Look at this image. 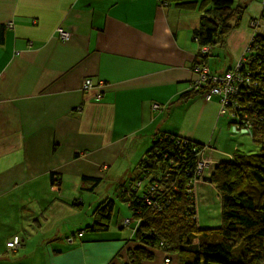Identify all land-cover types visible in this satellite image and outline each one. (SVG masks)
I'll use <instances>...</instances> for the list:
<instances>
[{
  "label": "crops",
  "instance_id": "0c3cea01",
  "mask_svg": "<svg viewBox=\"0 0 264 264\" xmlns=\"http://www.w3.org/2000/svg\"><path fill=\"white\" fill-rule=\"evenodd\" d=\"M235 1L240 25L217 46L236 59L264 3ZM195 2L197 12L209 4ZM186 7L183 0H0V264H128V232L117 221L115 232H88L92 212L81 210L82 199L79 209L72 204L77 188L99 179L93 211L107 196L106 167L118 160L130 171L160 133L214 147L203 151L217 163L254 150L246 138L227 151L233 128L216 102L182 98L200 63L191 38L199 15ZM15 236L21 244L6 248Z\"/></svg>",
  "mask_w": 264,
  "mask_h": 264
},
{
  "label": "trees",
  "instance_id": "16d2710c",
  "mask_svg": "<svg viewBox=\"0 0 264 264\" xmlns=\"http://www.w3.org/2000/svg\"><path fill=\"white\" fill-rule=\"evenodd\" d=\"M183 1L189 11L196 6L195 0ZM162 3L167 6L169 1ZM199 8V24L191 38L199 46L200 57L196 63L201 65L194 66L199 65L200 69L205 65L214 75L207 60L213 56L217 44H223L228 33L238 26L242 8L235 0H209L205 11L203 6L198 11ZM204 47L210 49L209 53L202 52ZM247 55V60L240 61L238 68L237 62L217 58L215 64L224 65L221 67L233 74V80L227 92L208 99L218 104V117L232 124V131H244L246 138L254 143V150L237 153L231 162L219 163L210 178L205 179L204 184L212 186L219 199L218 227H198L199 185H193L200 177L196 171L198 161L191 153V142L185 145L186 138L160 133L142 148L141 158L127 174L120 169L118 160L104 170L111 178L103 181L108 185L107 196L91 211L93 222L85 230L104 236L110 228L117 196V227L128 232L123 250L128 264H264V29ZM212 87L209 81L196 87L191 82L192 89L182 98L204 97ZM232 88L236 95L229 93ZM226 98L227 110L220 113ZM156 106L152 108L159 107ZM198 144L195 145L201 151L203 144ZM57 181L56 176L52 177V184ZM99 181L90 180V186L81 191L93 192ZM80 199L77 197L72 204L77 209L82 207ZM15 238L19 241L18 247L19 237L9 242ZM66 241L71 242L72 236Z\"/></svg>",
  "mask_w": 264,
  "mask_h": 264
},
{
  "label": "rangeland",
  "instance_id": "374dc122",
  "mask_svg": "<svg viewBox=\"0 0 264 264\" xmlns=\"http://www.w3.org/2000/svg\"><path fill=\"white\" fill-rule=\"evenodd\" d=\"M259 3H264V1L263 0L259 1ZM193 10L195 13H198V14L200 13V12H197L196 9H191L190 11L193 12ZM239 25H240V22H239L238 26ZM249 26L251 28L250 29L251 37H250V40H249L248 44L246 45V47H245V49L241 55H239L235 59L233 57L234 52L232 54L230 49L228 48V46H227L228 49H226V50H223V48L217 46L216 48L213 49V56L208 58V60H207V66L208 67L210 66L212 69V70L211 69L210 70L212 72H214L216 75H219L222 77L223 85L228 84L230 82L229 72L227 70L221 69V66H224V65L217 66V65H213V63H217V58H220V59L224 58V59L229 60L231 55H232L233 60L235 62H237L236 68H238L240 61H246L247 60V58H248L247 52H249V50L253 47V45L255 43V39L260 36L262 30L264 29V19L262 17H259L256 19L255 18L251 19L249 22ZM227 39H228V36L225 37L224 44L226 43ZM204 52L209 53V49L206 51L204 50ZM199 65H201V64H199ZM199 65H195L193 67L194 78H193L192 82H194V84H196V85H199V83H195L196 81H198V77L201 78L199 76V70H196V68H198ZM225 66H227V65H225ZM204 67H206V66L204 65ZM228 109H230V108L228 107ZM226 110H227V108H226V106H224L223 109L220 111V113H223ZM204 117L206 118L208 116H204ZM205 118L202 119V123H199V126L201 128H203L204 126L207 127V122L205 121ZM261 122H263V119L261 120ZM229 126L233 127L232 124H230ZM194 130L198 131V128L194 127ZM244 134H246V133L242 130H238V131L233 130L230 134V138L228 139L229 148L227 151H229L230 153L233 152V145H235L234 142L236 143V141H238V139H240L241 141L246 140V136ZM228 137H229V133L226 134V138H228ZM186 139L190 142H194L195 144L197 143L196 141H193L191 139H188V138H186ZM218 141H220V137H219ZM247 141L251 142L249 138H247ZM252 144H254V143H252ZM238 146L239 145L237 143L235 148L237 149ZM221 147H223V146H221ZM244 151H247V150L245 149ZM207 152H210V151H207ZM195 159L199 162L198 163V170H199V176H201V177H202V174H204L209 179L210 176L215 172V170L219 166L218 165L219 163H217V161L214 160V157H212L211 154L207 155L205 152L203 153L202 158H195ZM199 184H204V182H201ZM57 185L58 184L56 183L55 187H57ZM76 190H77V192H82L81 190H79V188H77ZM82 193L85 196L84 199H83L82 194L81 195L78 194L74 197H80L82 199L81 203L85 204L84 209L83 208L81 209L82 211L89 209V211L91 212L89 205L92 203L94 197L97 196V193L90 194V193H88V191H85ZM114 201H115V209L113 212L114 215L112 217V226L116 227V225H114V224H115L116 217L118 215V210H119V201H118L117 196L115 197ZM197 201H198V203H197V206H198V227L200 229L218 227L220 224V210H219V199L217 198V194H216L215 190L211 189V186L210 187L209 186H203V185L198 186ZM83 216H84V213L79 212L78 218L82 219ZM109 232H115V230L110 228Z\"/></svg>",
  "mask_w": 264,
  "mask_h": 264
},
{
  "label": "built area",
  "instance_id": "2783aa9c",
  "mask_svg": "<svg viewBox=\"0 0 264 264\" xmlns=\"http://www.w3.org/2000/svg\"><path fill=\"white\" fill-rule=\"evenodd\" d=\"M57 32L59 34V38L61 40H66L67 37H68V34L62 29V28H57ZM206 51L208 50V47H204L202 49V51ZM196 70H199V76L201 78L198 77V81H196L195 83H199V85L201 84H204L206 82H212L213 84V87L210 88L205 94H204V98H206L207 100L212 96V95H215V94H220L221 92H227L228 91V85L229 83L233 80V74L229 73V76H230V82L228 84H224L223 85V79L221 76L219 75H216V74H210L209 73V69L207 67H201L200 69L199 68H196ZM237 81H240V79L237 77L236 79ZM199 85H196L195 84V87L196 86H199ZM83 87L84 89H90L93 87V85L91 84L90 80H85L84 81V84H83ZM237 90H238V87H236ZM229 93H233L234 95H236L234 93V89L232 88ZM227 101L228 99L226 98L224 100V106L227 104ZM222 104H223V100H222ZM156 106V105H154ZM157 107V106H156ZM164 143V142H163ZM185 145L190 143V141H188L187 139L184 141ZM165 144V143H164ZM192 146H191V153H194L195 155V158H202V150L206 149L207 147H201L202 150L201 151H198V147H196L195 143L191 142ZM163 147V146H162ZM170 150H173V149H170ZM199 163V162H198ZM198 175H199V170H198V165H197V169H196ZM206 176V175H205ZM204 174H202V177L200 176L199 178H196V180L193 182V185L194 186H198L199 183L201 182H204L205 183V179L207 178V176L205 177ZM196 190V189H194ZM190 193V192H189ZM195 196V195H194ZM189 198V197H188ZM18 240L17 238H15L12 242H7L6 246L8 248H15L17 245H18Z\"/></svg>",
  "mask_w": 264,
  "mask_h": 264
},
{
  "label": "clouds",
  "instance_id": "9594fccd",
  "mask_svg": "<svg viewBox=\"0 0 264 264\" xmlns=\"http://www.w3.org/2000/svg\"><path fill=\"white\" fill-rule=\"evenodd\" d=\"M203 147H206L205 145H203ZM211 151H215L213 148H210ZM232 160V159H231Z\"/></svg>",
  "mask_w": 264,
  "mask_h": 264
}]
</instances>
